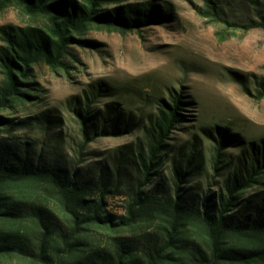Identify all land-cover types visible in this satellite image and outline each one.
Segmentation results:
<instances>
[{"label": "trees", "instance_id": "16d2710c", "mask_svg": "<svg viewBox=\"0 0 264 264\" xmlns=\"http://www.w3.org/2000/svg\"><path fill=\"white\" fill-rule=\"evenodd\" d=\"M204 1L202 12L214 22L264 30V0L248 1L251 16L242 22H229L215 0ZM7 7L29 20L0 25V131L9 132L19 124L11 114L39 98L35 64L66 67L70 44L95 45L83 38L88 29L140 34L166 20L152 0H0V12ZM181 96L170 92L141 125L113 106L91 111L85 96L76 107V160L0 140V264H264V140L246 141L221 159L226 132L215 127L210 168L214 175L226 169L215 190L194 181L206 167L182 146L170 157V175H160L167 140L183 117ZM254 96L264 97V74ZM135 126L131 144L81 165L92 139ZM116 196L123 198L120 213L108 208Z\"/></svg>", "mask_w": 264, "mask_h": 264}, {"label": "rangeland", "instance_id": "374dc122", "mask_svg": "<svg viewBox=\"0 0 264 264\" xmlns=\"http://www.w3.org/2000/svg\"><path fill=\"white\" fill-rule=\"evenodd\" d=\"M152 1L166 17L162 23L143 27L140 34L91 28L83 38L95 45L70 44L62 57L66 67L53 70L43 62L35 64L39 98L11 114L19 124L10 132L0 131V140L13 147L27 141L32 151L61 152L76 160L81 139L76 107L85 96L91 111L113 106L141 125L160 100L169 102L173 91L182 95L183 117L167 140L170 156L160 175H170V157L182 146L192 149L206 167L207 176L197 170L194 181L203 180L204 186L215 190L226 173L224 169L214 175L210 168L215 127L226 132L221 159L238 153L246 141L264 140V97L254 96L255 79L264 74V30L243 31L214 22L202 12L204 0ZM248 1L215 0V4L229 22H242L251 16ZM27 22L14 7L0 12V25ZM43 114L56 122L37 118ZM139 132L135 126L120 135L92 139L81 165L107 159L117 147L131 144ZM259 187L264 189V183ZM122 204L123 198L116 196L109 198L108 208L120 213Z\"/></svg>", "mask_w": 264, "mask_h": 264}]
</instances>
